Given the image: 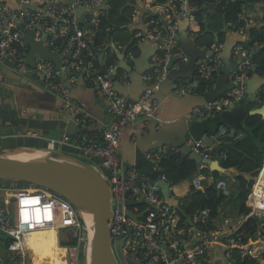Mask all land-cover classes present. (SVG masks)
Here are the masks:
<instances>
[{
    "label": "built area",
    "instance_id": "obj_1",
    "mask_svg": "<svg viewBox=\"0 0 264 264\" xmlns=\"http://www.w3.org/2000/svg\"><path fill=\"white\" fill-rule=\"evenodd\" d=\"M16 1L17 7L0 1V66L6 60L14 59L17 68L25 64L30 50L25 40L26 30H32L36 40L44 39V44L62 57L60 70L52 59L40 55L35 57V66L43 76L46 90L66 103L73 122L78 124V132L71 135L64 131L61 137L51 138L49 144L53 148L70 147L79 151L82 158L90 160L89 163L108 181L112 191V246L120 263L214 264V251L218 248L220 264H244L245 260L264 264V183L260 182L264 164L246 200L248 213L238 212V219L234 215H226L225 211L230 208L229 180L220 179L215 182L224 195L220 216L209 218L210 209L203 208L183 219L178 207L185 205V201L177 197L174 186L162 170L164 153L152 150L146 154L149 160L154 161L155 168L162 172L157 180L140 174L136 166L127 167V162L118 152L120 138L129 124L137 122L140 117L160 121L157 114L160 101L154 94L172 70L190 62V55L179 39L180 23L189 19L187 30L193 38L195 33L191 31V24L195 21V12L201 10L206 19H210L215 7L208 0H201L202 3L200 0H167L165 5L156 3V0H126L133 10L121 28L132 34V43L135 42L137 49L146 39L162 42L159 51L151 57L153 68L143 75L146 89L137 101H132L119 93L114 80L104 73L106 69L108 74H115L125 86L131 82L130 73L119 66V54L128 49V45L119 41L108 44L106 39L99 38L101 18L110 8V0ZM254 3L259 4L260 16L262 14L260 26H263L264 0ZM242 15H248L247 11ZM247 20L251 24L252 18L247 17ZM226 25V35L240 34L246 28L231 22ZM225 47L226 41L216 42L208 51L202 50L206 54L196 62V78L207 82L206 92L219 80ZM259 47H264V42L254 46L238 42L233 48V58L239 62L237 70L228 71L226 75L232 88L205 106L194 107L186 117L218 116L242 102L246 95V82L250 78L251 56ZM135 52L137 50L132 54ZM109 59L113 61L107 65ZM100 61L102 65H99ZM80 74L93 83L97 92L107 100L110 121L101 123L88 116L72 97L71 87ZM189 87L190 84L183 83L175 92L185 94ZM261 98L264 102V86L258 100ZM228 133L226 127L219 130L218 145L223 144L222 137ZM32 135L37 137L36 133ZM245 136L242 131L237 139ZM187 144L193 151L212 158L213 148L200 140L191 137ZM225 157L222 154V158ZM200 166L201 169L208 167L202 163ZM202 181V174H195L190 180L192 188L203 191ZM160 182L168 183L172 202L163 196ZM129 200L137 204L129 205ZM128 209L136 214L144 213L135 220L126 213ZM222 216H225L222 222L227 228L218 224ZM250 218L258 219L260 227L253 239L245 240L235 231ZM45 229L67 230L73 242L67 246L70 264H80L81 247L88 242V232L78 209L68 199L47 188L0 179V239H10L7 244L10 258L0 255V264H29L27 236Z\"/></svg>",
    "mask_w": 264,
    "mask_h": 264
},
{
    "label": "water",
    "instance_id": "obj_2",
    "mask_svg": "<svg viewBox=\"0 0 264 264\" xmlns=\"http://www.w3.org/2000/svg\"><path fill=\"white\" fill-rule=\"evenodd\" d=\"M0 1H4L12 7L18 6L16 0ZM22 7H25V5L23 4ZM79 11H81V9H79ZM188 24L189 19L186 18L181 23V28L187 29ZM26 34L25 40L30 46V50L27 53L25 64L21 68H17L15 59L13 61L6 60L5 64L10 67L7 71L15 79V83L18 85L24 84V86L27 87L31 81L33 82V80H35V76L43 82V76L38 72L35 66L36 55H40L46 59H52L59 70L62 68V57L56 51H52L49 46L45 45L44 39L36 40L32 30H26ZM232 45L233 42L228 41L223 53L224 57L229 58ZM138 49L144 51L145 47L139 45ZM127 50L128 49L119 54L121 60L119 66L130 73L132 85L130 87L123 85L115 74H108L106 69H104V73L114 80L115 89L119 93L126 96L128 95L132 101H137L145 88L141 76L143 70L137 67L133 69V67L124 60ZM147 51L146 53H149L147 56L154 53L149 52V48ZM202 54L205 56L206 52L202 51ZM190 62L196 66L197 61L193 60L192 56ZM27 69L30 71L28 72ZM227 69L225 65L219 80L203 95L193 94V90H190L185 96L178 95L183 99V103L188 106V109L172 118L174 122L173 125L177 127L173 129H167V127H165L160 132L164 139V142L161 143L167 146V150L164 152L165 154L170 152L171 144H173L175 147L179 148V152L184 156H189L190 159L199 164L208 165L211 171H218L221 175H226L234 181L236 178L230 171L232 168H225L221 164V157L219 154L224 149L236 148V143L228 145L215 144V138L210 135L209 130L216 129L213 128L212 124L222 126L221 128H223V126H229L231 130L227 136L231 138L234 136L235 128H239L246 133L257 149L263 152L264 141L262 137L256 135L257 126L248 125L247 120L250 116L256 114H260L264 117V104L258 108H250V102L253 99L256 100V91L259 87L264 85V78L261 75L254 74L253 77L246 82L248 84L246 99L241 103L232 105L230 109L223 111L216 117L211 114L203 118L197 117L196 115H192L189 119L185 117L194 107L205 106L208 102L221 97L228 89L232 88L226 80V73L231 69ZM80 79H84L83 74H80ZM21 81H23V83H21ZM181 85L174 81L169 75V77L160 84V90L156 92L159 94L155 93L154 95L162 102L165 100L166 95L170 94L171 90ZM40 88L41 90H38V93L41 95H48L50 98L56 97L45 88ZM189 120L198 121L201 124L200 130L207 132V134L202 137V140L217 153V158L215 160L204 157L200 153L193 151L192 147L186 143V135L191 134L188 126ZM73 126L78 127V124L76 123V125L68 126V132L71 135H75L78 130V128H73ZM154 128H156V124ZM150 130H152V127H150ZM193 131L197 133V127ZM159 144L160 143L153 144L152 139L149 137L140 139V136H138V139L135 141V155L133 158L126 155L124 144L119 146L118 152L122 158H124L123 160L127 162V167L131 165L138 167L142 165L140 162L142 159L144 162L147 161L144 152L147 151L149 145H151L150 148H159L161 147ZM0 179L17 180L47 188L68 199L81 213L88 232V250L84 264H121L112 246L110 230V221L113 218L111 187L101 172L88 161L61 151L30 148H4L0 149ZM160 185L165 199L172 202L168 192V183L160 182ZM128 204L133 205L137 203L129 200ZM174 204L177 205V202H174ZM126 213L135 220H138V218L143 215L144 211L136 214L128 209ZM9 241L10 239L3 238L1 242L4 244H0V255L7 259L10 258L7 245ZM69 262H71L70 259ZM11 264H13V262H11Z\"/></svg>",
    "mask_w": 264,
    "mask_h": 264
},
{
    "label": "crops",
    "instance_id": "obj_3",
    "mask_svg": "<svg viewBox=\"0 0 264 264\" xmlns=\"http://www.w3.org/2000/svg\"><path fill=\"white\" fill-rule=\"evenodd\" d=\"M247 9H248L247 14L248 15L250 14L248 18L249 19L252 18L251 24L250 22H247L248 24V25L246 24L247 29L245 28L240 34L227 35L226 45L228 41L229 42L232 41L233 45L230 49L229 58L223 56L224 53L223 51L222 65L223 67L226 65V68L228 69H234L238 65V62L233 58L234 46L238 42L241 43L243 41H246L248 39V35H250L248 31V27L260 25L262 19V14L260 16V12H259V4L252 3L247 6ZM181 23H180V32H179L180 42L184 47V49L186 48L185 50L190 55V58L192 56L193 60L197 61V59L199 60L200 58L203 57L202 50H199L195 47L193 38L190 37L188 34V30H187L188 27L187 29L181 28ZM161 44H162L161 41H154L151 39L143 40L139 45L145 47V50L141 51V49H138L137 52L131 55V58L127 57L124 60L127 63H129L133 67V69H136V67L141 68L143 70L141 73L143 79L144 73H146L147 71L153 68L151 57L153 54L159 51L160 49L159 46ZM148 48H149V52H154V53L147 56V54H149L146 53L148 52L147 51ZM7 69H10V67L7 66L6 64L0 66V149L30 148V149H41V150H50V151H61L66 153L65 150H61V149L68 148L70 151H73L74 153H79L78 151H74L75 149L70 147L53 148L49 144V140L51 138H59L62 136V133L64 131L68 132L69 125H76V123L73 122L72 115L70 111L67 109L64 100L58 97L50 98L48 95H41L40 93H38V90H41L40 87L45 88V86L42 80L40 81V79L37 76H35V80H33V82L31 81L27 87L24 86V84L21 85L16 84L15 79L9 74ZM27 71L29 72L30 70L27 69ZM170 76L174 79V81L178 82L179 85L183 83L190 84L188 91L185 94H177L175 92L177 88L171 90L170 94L166 95L165 100H163L162 102L160 100V106L157 110V114L160 117L159 122L155 120H144L143 118L140 117V119L137 122L131 123L125 128V131L122 137L120 138V145L124 144L126 155L132 158L135 155V141L138 139V136H140V139L149 137L150 139H152L153 144L160 143L159 145L161 147L159 148L158 147L150 148L151 145H149L147 151L144 152L147 161L144 162V160L142 159L140 161L142 164L149 162V159L147 158L146 155L147 152L155 150L158 152L162 151L164 153L165 150H167L166 149L167 146L161 143L164 142V139L160 131L165 127H167V129H173L177 127L176 125H173L174 122L172 121V118L183 113L185 110L188 109V106H186L183 103V99L180 96H185L186 94H188L190 90H193V94L203 95L198 93L196 90L199 80L196 78V66H194L193 63L189 62L188 64L182 66L180 69L172 70ZM252 77L253 76H251L248 80H250ZM262 77L264 78V76ZM21 83H23V81H21ZM143 84L145 86L144 88L145 90L146 84L144 83V81ZM131 85H132V78L128 86L130 87ZM263 86L259 87L258 90L256 91L257 92L255 94L256 100L253 99L250 102V108H258L263 105V104L259 105L257 103L260 90ZM247 89H248V84H247ZM247 89L244 100L246 99L248 94ZM159 90L157 92H159ZM71 95L78 102V104L85 110L88 116L96 119L98 122L101 123L108 122L111 120V115L108 108L107 100L97 92V88L93 85V83L85 79L81 80L80 75L78 81H76L71 87ZM173 95L175 96L180 95V96L175 97ZM188 114H186L185 117ZM155 124H156V128H154ZM200 125L201 124L198 121L189 120L188 126L191 134L186 135V140H185L186 143L188 139L192 137L196 140H200L203 144H205L202 140V137L206 135L207 132L201 131ZM212 125L213 128L216 129L214 130L210 129L209 130L210 135L215 138V144H218L217 134L219 130L223 129L225 126H223V128H220V126L219 125L217 126V124H212ZM150 127H152V130H150ZM196 127L198 129L197 133L193 131ZM73 128H78V127L73 126ZM77 132L78 130L76 131V133ZM33 133H36L37 137L33 136L32 135ZM240 134H242V130L239 128H235L234 136L230 138L226 135L227 138L224 139L222 145L235 143L236 141H238L237 137ZM178 149L179 148L171 144V150L179 151ZM257 151L258 150H256L253 146L247 148L248 153H256ZM216 158H217L216 153H212L211 159L215 160ZM150 162H151V166L154 165L153 160H151ZM208 168L210 170V167ZM201 170L203 169H201V166L199 164V169L196 173L202 174L203 190L213 185V183H215L216 180L217 181L220 180L217 179L218 177H215L214 175L215 172L219 173L218 171L210 170L209 174H203ZM230 171L235 176L241 173V171L237 168H232L230 169ZM140 172L146 174L144 173V171H140ZM194 176H192L191 180L194 178ZM245 176L247 178H254V180L256 178L249 173H245ZM228 182L230 185L231 182L230 181ZM231 195L228 198V201L230 203V208L225 212L226 215H234V218L238 219L239 202H237V206L235 207L234 199L230 198ZM185 196H186V199L184 198L186 200L185 205H187L186 212L189 215H192L197 211L198 207L192 206L190 197H187L189 196V194ZM237 200L239 201V199ZM224 218L225 216L219 218L218 224L222 225L224 228H227L226 224L222 222ZM62 240L69 241V235L67 230L65 229L37 230L28 234L26 245H27L29 264H70L68 257V249H67L68 245H62L61 244ZM87 250H88V242H84L81 247L80 264H84ZM219 251L220 250L218 248L214 251V264H220L221 253Z\"/></svg>",
    "mask_w": 264,
    "mask_h": 264
},
{
    "label": "trees",
    "instance_id": "obj_4",
    "mask_svg": "<svg viewBox=\"0 0 264 264\" xmlns=\"http://www.w3.org/2000/svg\"><path fill=\"white\" fill-rule=\"evenodd\" d=\"M215 9L211 12L210 23H208L206 16L203 15V11L199 10L195 12V21L191 24V31L195 33L193 37L194 45L197 49L208 51L209 48L216 42H224L227 40L226 32L221 30H214L211 26L218 24L220 19L226 23L231 22L237 25V27H246L247 19L242 17L245 14V9L248 5L254 3L257 0H208ZM167 0H156L158 4H166ZM202 3V1L200 0ZM133 6L131 3H127L126 0H110V8L106 14L101 18V31L99 33V38L106 39L107 43L110 44L114 41H119L128 45V53L130 51H136L137 47L132 43V34H127L125 28H121L131 15ZM210 14V13H209ZM110 27L109 30L107 28ZM247 29V28H246ZM190 31V32H191ZM249 37L246 41L241 42L243 45L254 46L255 44H261L264 42V25L263 26H249ZM112 59L107 61V65L112 63ZM252 66L249 69L250 77L254 74L264 76V47H259L251 56ZM239 63V62H238ZM102 65V62H99ZM237 70V67L231 70ZM229 70V71H231ZM223 73V70L221 74ZM220 74V76H221ZM227 75V73H226ZM207 82L203 80L198 81V86L196 90L200 94L206 93ZM259 105L264 104L262 98L257 100ZM216 117V116H215ZM248 125L257 126L256 135L262 137L264 141V117L260 114L252 115L247 120ZM222 126H220L221 128ZM230 132L231 127L225 126ZM227 135V134H226ZM226 135L222 139H226ZM236 148L224 149L220 152L221 164L225 168H237L241 171L240 174L236 175V180H232L226 175H221L217 172L214 173L217 179H226L230 182H234L238 187L237 197L239 199V214H245L249 212V208L246 205V200L255 182L254 178H247L245 173L251 174L256 177L260 169L264 164V151L260 152L257 147L253 144L248 136L235 142ZM253 146L256 153H248L247 148ZM213 153H216L213 151ZM222 154H225V158H222ZM217 156V153H216ZM162 170L166 172L170 184L174 186L175 194L177 197H182V200L187 194H189L192 206L198 207L197 210L203 208H209V218L220 216L221 201L224 198L222 192L213 183L210 187L205 190H196L192 188L190 182L192 176L197 174L199 169V163L189 158V156H184L181 152L177 150H171L168 154H164L161 161ZM203 174H209L210 170L208 167L201 170ZM160 174L162 172H159ZM217 181V180H216ZM264 183V172L260 179ZM21 182V181H19ZM23 185H28V183L22 182ZM192 188V189H191ZM187 193V194H186ZM184 196V197H183ZM184 199V201H186ZM187 205H180L178 207V212L183 219H187L190 215L186 212ZM260 224L258 219L250 218L246 222H243L238 229L235 231L237 234H242L245 240L253 239L255 232L259 229ZM72 240L69 241L62 240V245L72 244ZM244 264H260L258 261H247Z\"/></svg>",
    "mask_w": 264,
    "mask_h": 264
},
{
    "label": "rangeland",
    "instance_id": "obj_5",
    "mask_svg": "<svg viewBox=\"0 0 264 264\" xmlns=\"http://www.w3.org/2000/svg\"><path fill=\"white\" fill-rule=\"evenodd\" d=\"M247 12H248V9L246 8L245 9ZM82 11V10H81ZM250 15V14H249ZM249 15H242L243 18L247 19V17H249ZM212 19V17H211ZM211 19L207 18V21L208 23H210ZM214 30H223L224 32H227V25H226V22L223 20L220 19L219 23L218 24H215V26H211ZM186 49V48H185ZM133 51H130L128 53V50H127V53L126 55L124 56V59L125 57H129L131 58V54H132ZM131 60V59H130ZM60 149V148H59ZM61 150H65L66 153L68 154H71V155H74V156H78L80 158H82L81 154L80 153H74L73 151H70L68 148H62ZM74 151H77V150H74ZM79 152V151H78ZM84 159V158H82ZM86 159V158H85ZM84 159V160H85ZM86 161L90 162V160L86 159ZM151 160H149V162L145 163V164H142L138 167H136L139 171H144V173H146L147 175H149L151 178L153 179H157L159 180V177H160V171H158L156 168H155V165H152L151 166ZM151 166V167H150ZM144 169V170H143ZM28 186V185H27ZM229 190L231 192V197L232 199H234V206L236 207L237 206V202H239L237 199V193H238V187L236 186V184L234 182H231L230 185H229ZM0 244H4L3 242L0 241Z\"/></svg>",
    "mask_w": 264,
    "mask_h": 264
},
{
    "label": "clouds",
    "instance_id": "obj_6",
    "mask_svg": "<svg viewBox=\"0 0 264 264\" xmlns=\"http://www.w3.org/2000/svg\"><path fill=\"white\" fill-rule=\"evenodd\" d=\"M246 11V10H245Z\"/></svg>",
    "mask_w": 264,
    "mask_h": 264
}]
</instances>
